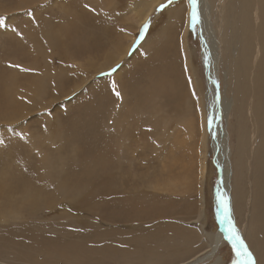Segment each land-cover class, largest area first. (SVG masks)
<instances>
[{
    "label": "rangeland",
    "instance_id": "374dc122",
    "mask_svg": "<svg viewBox=\"0 0 264 264\" xmlns=\"http://www.w3.org/2000/svg\"><path fill=\"white\" fill-rule=\"evenodd\" d=\"M147 1L150 0H0V140L3 141L0 144V207L12 206L19 212L16 217L0 219V264H139L144 256L136 255L143 250V242L146 246L152 244L158 256L163 253L156 264H160V260L165 264H214L218 258V264H229L231 253L226 243L211 257L206 254L203 258L201 254L197 261L189 263L195 255L207 250L204 248L208 242L207 233L219 226L214 209L219 168L210 136L206 140L203 174L199 173L203 144L201 92L206 89L199 25L195 31H190L187 19L188 33L181 31L182 23L176 24L177 19L172 22L171 13L155 11L160 3L166 2L160 0L147 20L131 30L136 16L145 7L142 2ZM208 1L214 11L213 3ZM179 5L175 8H186L183 5L187 6V0ZM179 10L184 16L182 9ZM148 20H151L149 30L136 44ZM122 27L134 33L133 40L128 42L127 54L120 63L113 58L108 61L111 68L119 64L115 73L106 75L111 68L98 72L111 57L109 39H119ZM51 30L58 33L59 40L51 47L43 44L44 51L35 49L32 37L26 35L30 32L39 37ZM58 30L68 32L59 34ZM176 30L179 35H186L188 59L180 45L178 49H168L172 46L170 40L176 39ZM209 32L214 34L211 28ZM76 35H84L86 43H94L95 49L78 47ZM144 40L153 43L157 50H163L167 62L173 66L171 74L179 81L182 104L172 99L167 86L169 76L164 72L152 90L149 89L151 76H146L147 63L135 75L138 80L134 86L135 98L139 101L135 102L128 93L120 91V98L113 93L111 84L116 75L123 76L131 68L135 69L137 63L139 66L149 58L146 43L140 46ZM137 48L138 53L134 55ZM185 62L187 71L184 70ZM10 64L30 71L11 68ZM48 67L61 68L64 87L61 91L52 88L38 100L30 95L34 91V80L48 75ZM254 67L242 76L240 71L239 84L245 83L247 76L250 90L255 85V81L251 84L255 79ZM189 76L191 85L188 84ZM11 77L15 80L10 93L14 101L8 104L3 93ZM250 96L247 94V102ZM240 110L247 122L250 111L247 108L246 114L244 98H241ZM188 117L190 128L180 131V124ZM159 125L161 130L157 131ZM227 127L229 164L235 171L232 159L236 139L230 123ZM24 134H28L26 141L20 139ZM175 135L181 140L180 146L175 144ZM252 136L249 151L255 146ZM109 142L112 145H108ZM105 147L113 151L108 150L107 158L100 163L92 162V153ZM44 166L51 178L37 181L34 176L43 174ZM244 172L243 186L250 188V197L248 166ZM14 173L17 175H12ZM12 177H17L15 182L10 180ZM69 180L87 183L84 187L89 195L85 200H80L81 193L71 198L59 194L54 184ZM231 181L233 184V178ZM21 182L48 188L51 190L46 194L49 200L44 201L45 192L40 198L31 196L26 200L24 194L28 189L21 186ZM76 189L84 188L75 186ZM146 200L152 203H142ZM35 201L38 206H34ZM231 208L241 235L244 234L243 238L264 264L261 248L254 240L246 238L248 217L237 216L234 204ZM174 229L175 234L172 233ZM181 229L185 232L181 233ZM186 233L191 235V241L187 242ZM171 235L176 239L170 238ZM148 236L152 240L143 241ZM187 247L191 255L185 254ZM62 251L66 256L61 255Z\"/></svg>",
    "mask_w": 264,
    "mask_h": 264
},
{
    "label": "bare ground",
    "instance_id": "6f19581e",
    "mask_svg": "<svg viewBox=\"0 0 264 264\" xmlns=\"http://www.w3.org/2000/svg\"><path fill=\"white\" fill-rule=\"evenodd\" d=\"M210 1L213 3L214 7L216 8L214 11L212 10V6L208 0H198V7L201 17L200 23L198 24L199 25L198 36L202 46L201 58L203 60V65L206 73V89L203 90V92H201V96H203V99L201 98L202 109L200 112V128L202 133L203 144H202V152H200V158H199V166H200L199 173H201V175L203 174L202 168L204 166V162L206 158V154H205L206 146L208 145L206 144V140L210 136L212 139L211 147L213 149V152H215L216 160L218 163L217 165L219 168V178L214 196L215 216L217 218V191L219 190L225 193L230 198L231 206H233L234 204L235 206L234 211L237 216L244 214V218L248 217L249 226L246 229V234H247L246 238L254 240L255 243L261 248L264 256V0H210ZM158 2H160V0H150L147 2H142L145 7L143 11H141L140 14L136 16L138 17L137 21L134 26H130V28L132 27L131 30L136 29L137 25L140 24L141 21L144 22L145 20H147L148 16L151 14V12L153 11L154 7L157 5ZM207 3L209 4V7ZM182 4L183 2L179 6H182ZM183 7L187 8V6L185 5H183ZM179 9H182L184 16L181 15L180 13L181 11ZM184 9L178 7V8L167 9L166 11L168 13H171V21L175 22V19H177L176 24L182 23L183 28L181 31L188 33L187 16L184 13ZM209 11L210 14H208ZM210 28L213 29L214 34L209 32ZM122 30L123 31H121V35L119 39L115 40L114 37H111L109 39L111 42V50H110L111 57L108 58L107 62L104 63V65L101 67V70H99L98 72H102L105 70L107 71L108 69L111 68L110 67L111 63H108V61L111 58H113V60H115L116 62L117 61L119 62L127 54V47L129 48L130 46L128 45V42H130V40H133L134 33L132 34L131 33L132 31L129 32L127 29H123V27ZM125 30L128 31V34L125 33L126 32ZM51 31H52L51 33H44L42 35H39V37H35L32 33L30 34V32H27L26 35H28V37H32L31 41L35 45V49L37 47L40 51L42 50L44 51V49L42 48L43 44H45L47 47H51L56 45L59 40L58 35H56L58 33L55 34L53 30ZM58 31L59 34L61 32L63 33L68 32V30H58ZM174 34L176 39L170 40L172 46H169L168 49L175 50V48L177 47L176 49H178L180 45L185 53V57L188 59L189 55L187 52L186 35L185 34L179 35L177 33V30L174 31ZM83 36L76 35L75 43L77 44L78 47L82 46L83 48L89 51H93L96 45L94 43L87 44L85 41L86 37L84 38ZM147 41L149 40H144L142 42V45L140 46H144L146 43V47H148L149 49V58H147L139 66L137 63L135 69L134 67L131 68V70L128 71V73L123 74V76L116 75V77L114 78V81L116 83V90L119 92L121 91L125 94L128 93L132 97V99H134L135 96H137L136 94L137 91L134 88V86L136 85L135 83L138 82L135 76L136 72L139 69H141L140 67L144 69L145 67L143 68L142 65L147 63L149 66L146 67V69H148L146 76L147 77L149 75L151 76V79H149V89L152 90L153 85L157 82V78L160 77L162 72H164L169 76L167 80V86L169 88L170 95L172 96L173 100L176 99L177 101L179 100V104H180L182 102V98L179 96V87H178L179 81L176 79V77L173 74H171L174 70L173 66L167 62L163 50H157L154 47L153 43L150 44L147 43ZM137 50L138 48L133 52L134 55L138 53ZM253 65L255 66L254 67L255 79L251 80V84L254 83L255 81V85L253 87V90H250L247 86V79H246L247 76H245V83L242 82L239 84V79H240V71L242 76L245 73H247V71L250 68H252ZM48 69L49 70H46L49 73L48 75L40 76V78L34 80V84H35L34 91L32 92V94L29 93L30 95L39 98L38 100L41 99V95L44 94L46 91L52 90V88H56V90L61 91L62 88L64 87V84L62 82V78L64 76L61 74V68L53 70L50 67H48ZM122 77L126 78V80L125 81L122 80L123 79ZM214 81H219V100H217L216 98L217 95L216 84L214 83ZM14 84H15V80L12 77L9 78L7 81L8 89H5L3 93V95H5V98L9 101L8 104H12V102L14 101V98L10 95V93H12V88L14 87ZM249 93L251 96L247 102L246 97L247 94ZM241 98L245 99L246 114H247V108L250 111V117H249L250 119H248L247 122L246 119L244 118V114L240 110ZM134 100L135 102L139 101L138 98H135ZM133 104L136 105L135 103ZM20 115H23V112H21ZM231 116L233 117V121ZM209 120H211V124H209ZM229 123H230L231 131H233V135L236 139L235 150L233 151V159H232V163L234 165L235 171L231 169L229 164L230 150L227 147V136H228L227 126L229 125ZM190 126H191V119L188 117L180 124L179 128L180 131H182L189 129ZM251 127L254 128L255 130H252ZM156 130L160 131L161 126L160 125L157 126ZM251 136L254 137L252 138L254 139V141L252 142L253 144L255 143V146H254V150L249 151V147H250L249 143ZM175 140H176L175 144L177 146H180L181 140L179 139L178 135H175ZM108 145H112V144H110L109 142ZM108 150H110V152L113 151L111 149H107V147H105L104 149H99V151L96 150L95 154L92 153V157H91L92 162L100 163L102 160L106 159L109 154ZM247 166L249 167L250 170L249 177H247V182L251 187V193H252L250 197L248 196L250 194L249 193L250 188L248 190L247 188L245 189V187L243 186V181L245 176L244 169ZM42 168L43 171L42 170L41 171L43 172V174H40V176L38 177L35 175L34 177L36 178V180L39 178L42 181L45 179L46 180L50 179L51 177L49 176L50 178H48V173L46 171L45 166ZM15 174L17 175V173H14L12 175ZM6 178L8 179V176ZM232 178H233V184L231 181ZM14 179H17V177L16 178L12 177L10 180H12V182H15ZM24 179L25 178H23L22 181H24ZM36 180L35 182L38 181ZM70 180L60 181L59 183L56 184H54L55 183L54 182L52 184L56 185L57 186L56 189H59L58 190L59 194L65 196L66 198H71L81 193L83 197H81L80 200H85L89 195V190H87L84 187L87 185V183L73 182L75 180L70 182ZM19 181L21 180L19 179ZM47 182L49 183L50 181ZM30 183L23 185L21 184V186H25L28 189L24 194L26 200H29L31 196L34 197L35 199L36 197L40 198L41 195L44 196V192H45V196H44L45 200L44 199L43 200L47 202L49 199H47L46 194L48 195V191L51 190H47L48 189L47 187H45L47 188L45 190L43 188L44 186L41 189L39 187L34 186L37 183L34 185H31ZM0 184H2L1 181ZM170 184L171 183H169V185ZM75 186H77V188H84V189L74 190ZM231 188L233 195L230 192ZM54 191L56 192V190ZM3 195L5 196L4 193ZM34 198H32V200ZM37 200L39 199L37 198ZM37 203L38 202H36L34 206H38ZM142 203L149 204L152 203V201L147 203L146 200L145 202ZM30 205L32 206L33 203H31ZM140 207L142 206L140 205ZM17 215H19V212L17 213L12 206L0 207L1 220H5L7 219V217H14V216L16 217ZM232 216L234 221H236L233 212H232ZM175 231L176 230L174 229L172 233L175 234L176 233ZM239 231L241 233V230ZM183 232L185 231L181 229V233ZM207 234H209L208 242L204 246V248L206 247L207 250L204 251L203 253H199L195 255L190 262L188 261L189 263H192V261L194 262L197 261L198 258L201 256V254L203 258L206 256V254L209 255V257H211L214 254V252H216L220 247L224 246L225 243H223L221 240L222 234L220 233L219 226L217 227V230L215 229L211 232H208ZM156 237L159 236L156 235ZM148 238L149 236L147 237V240H143V241H148ZM170 238L175 240L176 236L171 235ZM186 238L188 242V240L191 239V235L189 233H186ZM149 239L152 240L151 238ZM148 243L149 242H146V244ZM189 248L187 250L185 249L186 252L185 254L187 253L190 254ZM139 251H140L139 254L136 256H141V257L144 256L142 258L144 264H156L158 263L157 261L158 258L159 257L162 258L163 255V253H161V255L158 256L156 254V250L154 251L152 244H148L146 246L144 245V242H143V250L141 251L140 249ZM63 252L64 251H62L61 255L66 256ZM184 256L186 255H183V257ZM27 258L30 257H26V259ZM219 261L220 258H218L214 262V264H218ZM159 262L160 264H165V263H161V260ZM170 264H174V263H170Z\"/></svg>",
    "mask_w": 264,
    "mask_h": 264
},
{
    "label": "snow or ice",
    "instance_id": "6c2138e0",
    "mask_svg": "<svg viewBox=\"0 0 264 264\" xmlns=\"http://www.w3.org/2000/svg\"><path fill=\"white\" fill-rule=\"evenodd\" d=\"M183 0H166L165 3H160L158 7L155 9L156 12H163L167 9L175 8L180 3H182ZM86 8H88V5H85ZM94 11V9H91ZM184 13L187 16L188 24H189V30L195 31L196 26L200 23V11L198 7V0H187V8L184 9ZM28 15H32L31 12L28 13ZM151 20L146 21L139 34V38L135 42L138 44L140 40L144 39L145 33L148 32L150 27ZM18 36H21L22 34L18 32L15 28L12 29ZM123 31V30H122ZM135 47V44L133 45ZM9 67L11 68H18L20 71L28 72L29 69L22 68L20 65L17 64H10ZM119 67V64H117L115 67H112L110 71L106 75H111L112 73H115L117 71V68ZM184 70L187 71V63L185 62ZM102 75H105V73H102ZM216 84V98L219 100V81H214ZM188 84H192V78L191 76L188 77ZM111 89L115 96L117 98L121 97V93L116 90V83L115 81L111 84ZM192 95L195 96V89L192 90ZM209 124H211V120H209ZM44 131H47V125L43 126ZM21 140H27L28 134H24L20 136ZM3 141L0 140V144H2ZM217 219L219 220V230L222 234L221 240L223 243H226L230 246V257H229V264H261V259L255 254V252L251 249L250 245L246 242V240L241 235L239 229L236 226V223L232 216V208H231V202L230 198L223 192L217 191Z\"/></svg>",
    "mask_w": 264,
    "mask_h": 264
}]
</instances>
